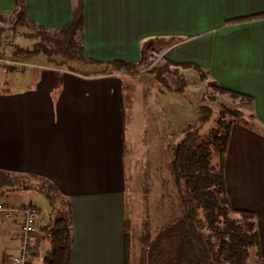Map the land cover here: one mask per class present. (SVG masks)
Returning a JSON list of instances; mask_svg holds the SVG:
<instances>
[{"label": "crops", "instance_id": "obj_1", "mask_svg": "<svg viewBox=\"0 0 264 264\" xmlns=\"http://www.w3.org/2000/svg\"><path fill=\"white\" fill-rule=\"evenodd\" d=\"M160 1L166 35L206 29L190 35L204 33L194 54L175 53L176 62L195 59L211 80L251 96V115L264 127V0ZM25 2L31 20L53 29L72 19L76 0ZM14 6L15 0H0V16L7 18ZM141 11L137 0H84L86 55L105 62L137 59ZM43 58L27 60L31 65L20 70L0 67V169L46 177L70 202V264H125L123 156L132 104L125 103L122 78L131 73L88 74ZM225 162L231 205L255 213L264 258V133L233 124ZM49 208L48 221L37 222L29 264H41V251L50 247L43 231L51 223ZM21 223V214L0 213V264H14ZM142 248L136 261L131 249V264L143 263Z\"/></svg>", "mask_w": 264, "mask_h": 264}, {"label": "trees", "instance_id": "obj_2", "mask_svg": "<svg viewBox=\"0 0 264 264\" xmlns=\"http://www.w3.org/2000/svg\"><path fill=\"white\" fill-rule=\"evenodd\" d=\"M0 20L14 33L24 32L25 36L37 39L32 48L16 44L14 57L28 60L42 54L63 67V64L69 63L83 64L88 74H133L142 69L152 70L146 66L153 62L151 56L152 51L156 50L153 47L155 40L143 45L139 62L124 59L105 62L85 54L84 0H76L72 19L54 29L31 20L27 15L25 0H15L10 16H0ZM2 31L3 28L0 35ZM159 40L165 41L164 38ZM168 64L157 71L161 82H164L160 75L162 71H166V75L180 74L178 69L172 72ZM182 64L195 65L203 76L207 74L198 64ZM210 84L224 95L252 102L251 96L224 87L215 80H211ZM180 89L176 88L178 91ZM225 109L233 117L242 114L230 107L225 106ZM213 112V107L201 106L199 121L188 125L183 138L172 146L170 167L182 212L155 235L149 229L142 235V264H264L255 213L234 208L227 194L225 160L233 120L227 117L224 109L219 112L217 125L202 137L201 128L212 118ZM214 150L220 156L218 167L211 162ZM14 190L43 194L51 206V223L43 228L50 247L44 254L42 264H70L74 243L70 202L57 185L46 177L0 169V195ZM252 247H256L254 261H251L253 257L250 258ZM131 249L132 235L127 218L124 230L125 264H131Z\"/></svg>", "mask_w": 264, "mask_h": 264}, {"label": "rangeland", "instance_id": "obj_3", "mask_svg": "<svg viewBox=\"0 0 264 264\" xmlns=\"http://www.w3.org/2000/svg\"><path fill=\"white\" fill-rule=\"evenodd\" d=\"M137 4L139 9L142 8V11L139 19V37L137 36L139 38V53L136 55L137 59L133 61H140L142 47L148 41L155 40L153 47L157 51H152L153 62H149V65L146 66L152 70L142 69L122 78L125 103L132 104V108L128 109L129 123L126 130L123 163L125 200L132 235L133 261H136L137 249L142 244L141 237L146 230L149 229L155 235L160 228L165 227L168 222L176 219L182 212L178 189L170 167L172 146L183 138L188 125L199 121L201 106L209 105L214 110L212 118L201 128L202 137L217 125L219 112L222 109L225 110L227 117L233 120L235 126L246 127L253 133H264V127L253 119L248 101H242L240 98L234 99L217 91L210 84L211 79L208 73L203 76L195 65H181V63L197 64L195 59L187 58L177 63V59L173 57L175 53L177 56L184 52L188 57L194 54L195 44L204 42V39L200 38L204 33L199 37L190 35L206 29L188 28L186 33L166 35V25L162 21V14H159L160 9L163 8L162 2L160 0H137ZM10 14L6 16H10ZM1 26L3 27L0 35L1 42L9 39L15 45L31 48L37 42V39L25 36L24 32L14 33L6 25ZM163 38L165 41L159 40ZM175 46L178 47L170 52V49ZM43 57L44 55L41 54L28 60L42 62ZM167 62H169L168 67L172 72L178 69L180 74L166 75V71H162L160 75L164 78V82H161L157 71L166 67ZM63 65L66 68L73 67L79 70L86 68L80 63ZM204 69L206 68L204 67ZM172 88L181 89L178 91ZM225 106L236 109L242 114L233 117L227 113ZM211 162L215 167L219 166L218 151L212 152ZM31 197L32 204L40 209L37 222L39 220L44 224L49 219L50 208L48 200L43 194L23 190L4 192L0 195V203L8 206H20L26 204ZM45 250L41 251L42 258ZM255 250L256 247L251 248L250 258L253 257ZM254 259L253 257L251 261Z\"/></svg>", "mask_w": 264, "mask_h": 264}, {"label": "built area", "instance_id": "obj_4", "mask_svg": "<svg viewBox=\"0 0 264 264\" xmlns=\"http://www.w3.org/2000/svg\"><path fill=\"white\" fill-rule=\"evenodd\" d=\"M5 52L0 54V67H13L20 70L23 67L31 65L26 59L14 57L13 49L15 44L9 39L2 41ZM40 209L32 203L23 204L20 206H8L0 203V213L10 218L14 214L22 215V223L20 227L21 243L19 251L13 257L14 264H29L31 256L32 236L40 230L37 223V216Z\"/></svg>", "mask_w": 264, "mask_h": 264}, {"label": "water", "instance_id": "obj_5", "mask_svg": "<svg viewBox=\"0 0 264 264\" xmlns=\"http://www.w3.org/2000/svg\"><path fill=\"white\" fill-rule=\"evenodd\" d=\"M222 264H230V263L226 262V263H222Z\"/></svg>", "mask_w": 264, "mask_h": 264}]
</instances>
